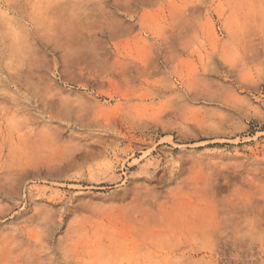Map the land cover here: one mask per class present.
I'll list each match as a JSON object with an SVG mask.
<instances>
[{
    "label": "rangeland",
    "instance_id": "obj_1",
    "mask_svg": "<svg viewBox=\"0 0 264 264\" xmlns=\"http://www.w3.org/2000/svg\"><path fill=\"white\" fill-rule=\"evenodd\" d=\"M0 264H264V0H0Z\"/></svg>",
    "mask_w": 264,
    "mask_h": 264
},
{
    "label": "bare ground",
    "instance_id": "obj_2",
    "mask_svg": "<svg viewBox=\"0 0 264 264\" xmlns=\"http://www.w3.org/2000/svg\"><path fill=\"white\" fill-rule=\"evenodd\" d=\"M99 151V150H98ZM94 153V152H93Z\"/></svg>",
    "mask_w": 264,
    "mask_h": 264
}]
</instances>
